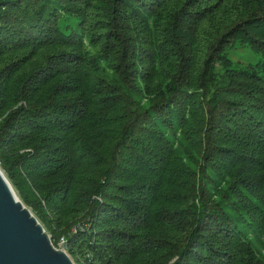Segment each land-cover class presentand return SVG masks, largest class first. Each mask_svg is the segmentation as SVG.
I'll list each match as a JSON object with an SVG mask.
<instances>
[{
	"label": "trees",
	"instance_id": "1",
	"mask_svg": "<svg viewBox=\"0 0 264 264\" xmlns=\"http://www.w3.org/2000/svg\"><path fill=\"white\" fill-rule=\"evenodd\" d=\"M0 166L76 264H264V0H0Z\"/></svg>",
	"mask_w": 264,
	"mask_h": 264
},
{
	"label": "water",
	"instance_id": "2",
	"mask_svg": "<svg viewBox=\"0 0 264 264\" xmlns=\"http://www.w3.org/2000/svg\"><path fill=\"white\" fill-rule=\"evenodd\" d=\"M0 264H76L52 241L0 166Z\"/></svg>",
	"mask_w": 264,
	"mask_h": 264
},
{
	"label": "rangeland",
	"instance_id": "3",
	"mask_svg": "<svg viewBox=\"0 0 264 264\" xmlns=\"http://www.w3.org/2000/svg\"><path fill=\"white\" fill-rule=\"evenodd\" d=\"M230 56L233 60L241 61L243 63L256 62L260 59V56L254 53L249 46L232 51Z\"/></svg>",
	"mask_w": 264,
	"mask_h": 264
},
{
	"label": "built area",
	"instance_id": "4",
	"mask_svg": "<svg viewBox=\"0 0 264 264\" xmlns=\"http://www.w3.org/2000/svg\"><path fill=\"white\" fill-rule=\"evenodd\" d=\"M56 247H59L60 249H63V250H65V251H67V246H66V240L64 239V238H62L60 241H59V243H58V245H55Z\"/></svg>",
	"mask_w": 264,
	"mask_h": 264
}]
</instances>
